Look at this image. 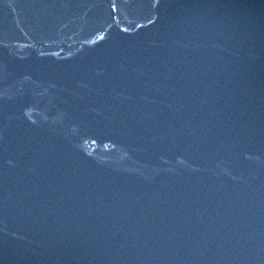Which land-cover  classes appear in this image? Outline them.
<instances>
[{
  "label": "water",
  "instance_id": "obj_1",
  "mask_svg": "<svg viewBox=\"0 0 264 264\" xmlns=\"http://www.w3.org/2000/svg\"><path fill=\"white\" fill-rule=\"evenodd\" d=\"M0 264H264V0H0Z\"/></svg>",
  "mask_w": 264,
  "mask_h": 264
}]
</instances>
